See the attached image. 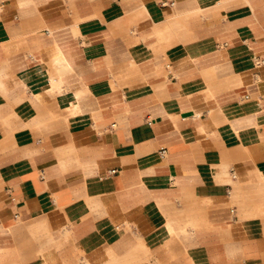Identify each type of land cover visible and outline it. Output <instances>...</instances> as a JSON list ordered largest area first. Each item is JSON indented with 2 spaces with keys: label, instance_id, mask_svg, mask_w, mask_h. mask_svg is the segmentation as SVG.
Segmentation results:
<instances>
[{
  "label": "crops",
  "instance_id": "1",
  "mask_svg": "<svg viewBox=\"0 0 264 264\" xmlns=\"http://www.w3.org/2000/svg\"><path fill=\"white\" fill-rule=\"evenodd\" d=\"M0 264H264V0H0Z\"/></svg>",
  "mask_w": 264,
  "mask_h": 264
},
{
  "label": "bare ground",
  "instance_id": "2",
  "mask_svg": "<svg viewBox=\"0 0 264 264\" xmlns=\"http://www.w3.org/2000/svg\"><path fill=\"white\" fill-rule=\"evenodd\" d=\"M59 63H60L59 61H55V62H54V67L57 68ZM69 67H70V66L68 65V66H66L64 69H67V70H68ZM37 68L39 69L40 67H37ZM36 76L40 77V74L37 73ZM52 82H53V83H57V81H55V80H52ZM53 83H52V84H53ZM53 86L55 87V85H53ZM76 95H77V100H80L81 97H82V93H77Z\"/></svg>",
  "mask_w": 264,
  "mask_h": 264
},
{
  "label": "built area",
  "instance_id": "3",
  "mask_svg": "<svg viewBox=\"0 0 264 264\" xmlns=\"http://www.w3.org/2000/svg\"><path fill=\"white\" fill-rule=\"evenodd\" d=\"M160 155L164 158V157H167V155H168V150L166 149V148H162L161 150H160ZM112 174H115L116 173V171H112L111 172Z\"/></svg>",
  "mask_w": 264,
  "mask_h": 264
}]
</instances>
